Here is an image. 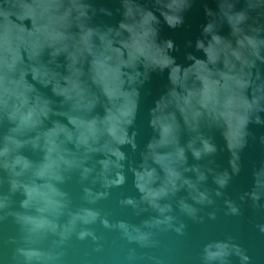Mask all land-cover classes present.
Returning <instances> with one entry per match:
<instances>
[{"label": "water", "instance_id": "1", "mask_svg": "<svg viewBox=\"0 0 264 264\" xmlns=\"http://www.w3.org/2000/svg\"><path fill=\"white\" fill-rule=\"evenodd\" d=\"M261 226L264 0H0V264H264Z\"/></svg>", "mask_w": 264, "mask_h": 264}, {"label": "clouds", "instance_id": "2", "mask_svg": "<svg viewBox=\"0 0 264 264\" xmlns=\"http://www.w3.org/2000/svg\"><path fill=\"white\" fill-rule=\"evenodd\" d=\"M100 159L103 160L105 157L103 154L100 155ZM239 214V209H233L232 210V215H238ZM215 213L210 214V219H215ZM172 218H166L165 221H163L164 224H167L169 227H172ZM105 224L107 225V222L105 221ZM186 228V225L181 223L178 227H175L174 230L176 231L177 234L183 235L184 234V229ZM261 231H264V226H261ZM87 233H82L81 236H85ZM226 245H224L221 242H212L208 243L203 247V252H202V261L203 264H216V262H223L225 257L228 255L226 252Z\"/></svg>", "mask_w": 264, "mask_h": 264}]
</instances>
